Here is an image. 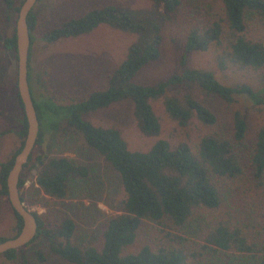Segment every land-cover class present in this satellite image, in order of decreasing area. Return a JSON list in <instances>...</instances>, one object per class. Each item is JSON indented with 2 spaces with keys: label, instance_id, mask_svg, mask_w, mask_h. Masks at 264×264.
I'll use <instances>...</instances> for the list:
<instances>
[{
  "label": "trees",
  "instance_id": "1",
  "mask_svg": "<svg viewBox=\"0 0 264 264\" xmlns=\"http://www.w3.org/2000/svg\"><path fill=\"white\" fill-rule=\"evenodd\" d=\"M141 1L148 6L131 9L107 5L89 9L44 34L43 40L53 44L108 26L135 37L124 59L108 75L106 87L67 105L59 104L49 93L36 94L49 81L41 63L33 73V32L38 18L33 11L27 18L31 42L28 82L39 122L35 147L42 145L45 133L60 130L59 123L63 121L64 132L79 135L115 170L124 194L120 214L104 223L99 247L74 244L72 220L64 219L47 227L35 212L38 229L33 241L43 238L54 255L70 264H264V126L257 130L253 145L247 146L248 125L241 111L235 109L229 136L206 135L194 150L185 143L171 147L169 142L158 140L148 151L141 152L131 151L118 129L95 126L86 119L127 100L133 106L141 132L158 136L161 127L152 102L163 98L166 112L180 125H186L193 117L205 126L215 125L216 116L192 96L184 95L182 102L166 97L170 88L186 84L196 85L206 97H216L227 106H233L237 98L263 106L264 0H217V12L212 18L186 30L180 58L182 72L155 84H141L135 79L160 60L165 27L178 19L182 0ZM4 2L8 9L18 13L23 0ZM256 25L260 30L253 29ZM0 42L16 59L14 31L9 37L0 32ZM208 52L213 53L219 71L252 73L262 89L257 91L248 84L227 86L211 70L188 67L190 55ZM16 100L22 112L19 136L24 140L27 124L17 91ZM22 146L23 141L0 163V198L7 199L6 178ZM32 160L33 152L18 185L20 199L27 208L43 205L41 193L66 199L73 178L88 176L86 167L64 155L36 156ZM29 169H37L35 183L24 190V172ZM221 209H225L224 214ZM12 213L17 223L11 236L14 238L21 230L22 220L13 210ZM145 222L166 228L161 230L165 241L144 244L137 252H128ZM171 231L195 236L199 243L191 247L187 236ZM7 239L10 238L0 237V243ZM17 251L0 256L12 261ZM38 256L43 259L41 254Z\"/></svg>",
  "mask_w": 264,
  "mask_h": 264
},
{
  "label": "rangeland",
  "instance_id": "2",
  "mask_svg": "<svg viewBox=\"0 0 264 264\" xmlns=\"http://www.w3.org/2000/svg\"><path fill=\"white\" fill-rule=\"evenodd\" d=\"M21 1V0H17ZM217 0H182L178 19L166 25L162 55L158 62L146 67L136 77L141 84H155L171 75L182 72L180 58L187 28L208 21L217 12ZM118 5L131 9L146 8L147 2L141 0H40L33 12L38 18V25L33 32L35 37L32 47V67L34 71L42 64L47 71L48 85L38 88L36 94L49 93L59 104L67 105L85 98L90 92L104 89L107 77L124 59L128 47L135 40L132 35L124 34L108 26H101L88 35L76 39L61 40L49 44L43 36L62 22L79 17L89 9ZM17 13L8 9L4 0H0V32L3 37L12 35L15 29ZM260 30V26H253ZM252 29V30H253ZM213 53H195L188 57V67L207 69L215 73L217 80L227 86L248 84L255 90L262 89L258 78L249 72L229 69L221 72L214 64ZM16 59L13 52L0 42V163L20 146L23 139L19 136L22 112L16 100ZM37 88V87H36ZM184 95H190L207 107L217 119L213 126L203 125L193 117L186 125L169 116L164 106V99L152 102V108L160 123L158 136L146 135L138 127L133 106L123 101L108 109L86 117L93 125L118 129L131 151L146 152L158 140L169 142L171 147L181 143L196 149L200 139L206 135L229 136L232 127V111L237 109L243 114L248 133L247 146L255 142L257 130L264 126V105L254 106L243 98H237L233 106H227L216 97H206L194 84L172 87L166 97L182 102ZM264 96V93H263ZM60 119V118H59ZM61 121L59 124H62ZM60 130L44 134L41 146L33 150L36 156L48 157L64 155L77 165L86 167V178H73L70 182L66 199H54L44 196V203L28 207L38 214L47 227H54L64 219L75 224L72 242L77 246L99 247L102 240L104 223L110 217L120 214L119 206L124 199L118 174L95 150L87 147L82 138L74 132ZM47 129V128H46ZM32 160V162H33ZM37 169L24 172V190L35 183ZM37 188V185H35ZM5 198H0V237L11 238L16 228V219ZM225 213V209L220 210ZM166 228L145 222L136 242L128 252H137L144 244L163 243ZM173 234L187 236L191 247L199 243L195 236L171 231ZM38 254L43 256L40 259ZM70 264L61 260L50 250L43 238H38L16 253L12 261L0 256V264Z\"/></svg>",
  "mask_w": 264,
  "mask_h": 264
},
{
  "label": "water",
  "instance_id": "3",
  "mask_svg": "<svg viewBox=\"0 0 264 264\" xmlns=\"http://www.w3.org/2000/svg\"><path fill=\"white\" fill-rule=\"evenodd\" d=\"M38 0H23L17 13L14 35L16 40V91L23 105L26 120V134L21 151L16 155L11 170L6 178L7 201L12 210L21 218L19 234L0 243V255L11 250L22 249L30 244L38 229L37 220L32 211L27 209L20 199L19 179L24 165L33 152L39 134V122L32 101L28 82V62L30 52V33L27 18Z\"/></svg>",
  "mask_w": 264,
  "mask_h": 264
},
{
  "label": "flooded vegetation",
  "instance_id": "4",
  "mask_svg": "<svg viewBox=\"0 0 264 264\" xmlns=\"http://www.w3.org/2000/svg\"><path fill=\"white\" fill-rule=\"evenodd\" d=\"M36 70H37V69H36ZM36 70H35L33 73H36V72H37ZM33 75H34V74H33Z\"/></svg>",
  "mask_w": 264,
  "mask_h": 264
}]
</instances>
